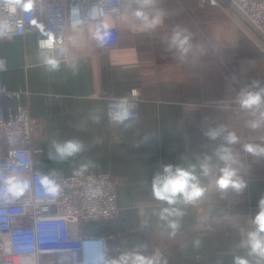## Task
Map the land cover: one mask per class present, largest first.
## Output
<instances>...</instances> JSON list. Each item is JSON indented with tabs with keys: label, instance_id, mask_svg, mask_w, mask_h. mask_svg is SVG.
I'll return each instance as SVG.
<instances>
[{
	"label": "crops",
	"instance_id": "obj_1",
	"mask_svg": "<svg viewBox=\"0 0 264 264\" xmlns=\"http://www.w3.org/2000/svg\"><path fill=\"white\" fill-rule=\"evenodd\" d=\"M222 4L157 0L150 11H163L162 22L154 29L139 22L120 28L112 48L97 46L91 24L67 28L74 69L62 61L58 71H46L34 34L0 42V58L6 61L1 82L20 94L16 100L2 97L3 107L19 103L37 122L32 145L39 152L33 154V170L56 169L65 177L90 160L88 171L112 176L118 214L71 225L76 236L106 238L111 256L138 244L147 245L146 254L159 250L167 264H232L233 254H244L236 245L264 197V157L243 152L242 145L264 143V126L255 131L247 126L251 117L238 108L237 94L253 80L264 81V40ZM176 26L191 34L193 47L184 62L165 44ZM69 37L77 39L76 46ZM133 87L140 88L136 122L110 128L106 99L128 96ZM94 109L100 110L98 123L88 119ZM218 124L240 138L233 148L247 187L241 193H222L213 177H202L204 197L183 206L180 227L170 236L155 214L165 205L153 198L151 179L162 164L195 163L197 157L210 155L221 141H210L204 132ZM73 137L84 141L85 152L62 163L48 158L53 139ZM12 145L0 139V155ZM196 239L199 247L193 245Z\"/></svg>",
	"mask_w": 264,
	"mask_h": 264
},
{
	"label": "built area",
	"instance_id": "obj_2",
	"mask_svg": "<svg viewBox=\"0 0 264 264\" xmlns=\"http://www.w3.org/2000/svg\"><path fill=\"white\" fill-rule=\"evenodd\" d=\"M208 4L230 6L264 40V0H208ZM122 7L123 0H0V22L7 20L10 23L9 34L0 36V42L34 34L38 52L49 42L67 47L66 30L73 28V19L78 17L83 21L79 27L93 26L89 16L102 9L111 20V35L103 48H112L117 44L118 30L135 23L117 14L116 10ZM60 59L64 61V57ZM0 62H3L0 70V139L13 144L0 155V170L12 165L20 173L34 178L33 154L39 150L33 148L32 138L37 122L19 103L3 107L2 97L16 100L20 94L3 86L1 74L6 69V61L1 57ZM128 97L134 98L137 105L140 88H131ZM114 99H106L107 112ZM106 116L110 128L118 126ZM60 182L63 191L55 202L41 194L35 180L25 198L9 202L0 200V264H86L94 247L106 243L104 237L74 235L71 225L105 220L118 214L112 176L88 170L77 174L75 170L70 176L60 177ZM44 255L52 257L45 258Z\"/></svg>",
	"mask_w": 264,
	"mask_h": 264
},
{
	"label": "clouds",
	"instance_id": "obj_3",
	"mask_svg": "<svg viewBox=\"0 0 264 264\" xmlns=\"http://www.w3.org/2000/svg\"><path fill=\"white\" fill-rule=\"evenodd\" d=\"M156 3L157 0H123V7L116 11L124 20L131 19L139 22L145 29H154L162 22L164 16L163 11L157 10L155 14L150 11L155 8ZM82 22L78 17L73 19V30H78ZM89 22H94L91 38L98 47H103L111 35V20L101 9L99 12L91 13ZM9 31V21L0 22V36H7ZM69 41L72 46H76L75 37H69ZM165 44L167 50L180 62L187 59L193 47L191 34L179 26L173 28L171 34L166 37ZM60 57H64L63 62L68 66L75 68V60L69 59L68 47L63 44L57 46L51 42L42 45L39 58L46 71H58L62 63ZM2 69L3 62H0V70ZM237 105L251 117L247 122L250 129L255 131L264 126V81L253 80L241 88L237 94ZM136 108L134 98L118 97L109 105L107 115L112 123L131 127L137 119ZM99 113V109L92 110L88 119L98 123ZM204 135L210 141H221L212 149L210 155L197 157L195 163L162 164L151 179L153 198L165 205L155 214L162 222V226L171 230L170 236H174L180 227V219L184 215L183 206L194 204L204 197L207 187L202 183V177H213L212 183L222 193L229 190L241 193L247 187V181L241 175L239 153L233 148L240 143L236 132L229 130L225 124H218L208 127ZM86 149L84 141L76 137L66 140L53 139L47 155L50 160L62 163L74 160ZM242 149L253 157H264V143H245ZM213 157L216 160L215 164ZM183 159L188 160L187 157ZM92 166L93 162L90 160L82 162L76 172L83 174ZM33 180L39 185L41 194L50 201L55 202L61 196L63 187L60 173L56 169L47 173L37 172L33 178L20 173L15 166L8 165L6 169L0 170V200L9 202L25 198ZM248 223L247 229H241L240 240L236 245L238 249L244 250V254H233L232 264H264V197L259 200L258 211ZM200 243L199 239L193 241L195 247H199ZM146 250V244H138L121 251L117 256H111L107 244L101 242L94 247L86 264H167L166 258L159 250L151 254H146Z\"/></svg>",
	"mask_w": 264,
	"mask_h": 264
},
{
	"label": "rangeland",
	"instance_id": "obj_4",
	"mask_svg": "<svg viewBox=\"0 0 264 264\" xmlns=\"http://www.w3.org/2000/svg\"><path fill=\"white\" fill-rule=\"evenodd\" d=\"M221 3V2H220ZM114 217V216H113Z\"/></svg>",
	"mask_w": 264,
	"mask_h": 264
}]
</instances>
